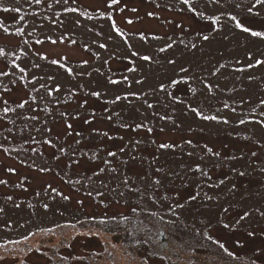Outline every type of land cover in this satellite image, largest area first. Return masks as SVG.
Instances as JSON below:
<instances>
[{"label":"rangeland","instance_id":"obj_1","mask_svg":"<svg viewBox=\"0 0 264 264\" xmlns=\"http://www.w3.org/2000/svg\"><path fill=\"white\" fill-rule=\"evenodd\" d=\"M253 33L264 0H0V264H264Z\"/></svg>","mask_w":264,"mask_h":264},{"label":"trees","instance_id":"obj_2","mask_svg":"<svg viewBox=\"0 0 264 264\" xmlns=\"http://www.w3.org/2000/svg\"><path fill=\"white\" fill-rule=\"evenodd\" d=\"M184 27V26H183ZM168 36H170V35H168ZM105 161H113V159L111 160L110 158H105ZM97 169L95 170V172H99V166H97L96 167ZM14 172H16V170L14 171ZM92 176H94L95 177V174L94 175H92ZM23 179V182H24V186H22V187H26L27 186V184H29L30 182H31V180H28V178L27 177H23L22 178ZM43 190V189H42ZM34 194H36V191H34ZM23 198H26V197H22L21 199H23ZM25 200V199H24ZM26 201V200H25ZM18 205H19V203H18ZM243 214H245V212L243 213ZM91 219L90 220H93V217H90ZM83 219H89V218H82V220ZM89 220V221H90ZM93 222H95V220H93Z\"/></svg>","mask_w":264,"mask_h":264},{"label":"snow or ice","instance_id":"obj_3","mask_svg":"<svg viewBox=\"0 0 264 264\" xmlns=\"http://www.w3.org/2000/svg\"><path fill=\"white\" fill-rule=\"evenodd\" d=\"M17 11H18V9H17ZM245 30H248V29H245ZM253 35H264V34H262V33H253ZM205 38H207V37H205Z\"/></svg>","mask_w":264,"mask_h":264}]
</instances>
